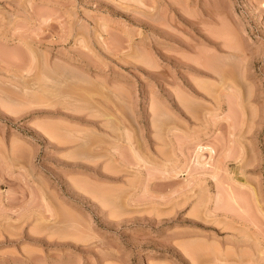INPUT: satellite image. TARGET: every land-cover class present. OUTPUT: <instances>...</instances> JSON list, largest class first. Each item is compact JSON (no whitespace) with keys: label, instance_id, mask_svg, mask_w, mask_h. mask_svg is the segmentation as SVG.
I'll return each mask as SVG.
<instances>
[{"label":"rangeland","instance_id":"rangeland-1","mask_svg":"<svg viewBox=\"0 0 264 264\" xmlns=\"http://www.w3.org/2000/svg\"><path fill=\"white\" fill-rule=\"evenodd\" d=\"M0 264H264V0H0Z\"/></svg>","mask_w":264,"mask_h":264}]
</instances>
